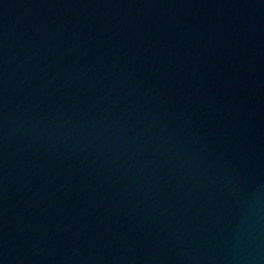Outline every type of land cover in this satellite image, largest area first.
Masks as SVG:
<instances>
[{
    "label": "water",
    "instance_id": "95a60500",
    "mask_svg": "<svg viewBox=\"0 0 264 264\" xmlns=\"http://www.w3.org/2000/svg\"><path fill=\"white\" fill-rule=\"evenodd\" d=\"M0 264H264V0H0Z\"/></svg>",
    "mask_w": 264,
    "mask_h": 264
}]
</instances>
